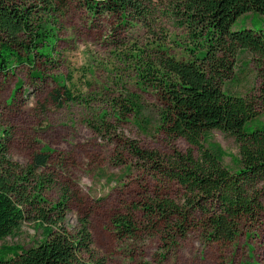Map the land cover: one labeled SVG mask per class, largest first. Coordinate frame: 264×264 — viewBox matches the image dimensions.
I'll use <instances>...</instances> for the list:
<instances>
[{"label": "trees", "instance_id": "16d2710c", "mask_svg": "<svg viewBox=\"0 0 264 264\" xmlns=\"http://www.w3.org/2000/svg\"><path fill=\"white\" fill-rule=\"evenodd\" d=\"M71 2L90 16H117L121 24L132 20L150 25L154 20V0H0V74L27 65L33 77L42 78L36 60L50 62L59 38L53 20L38 11L50 17ZM169 2L164 13L186 33L185 54L177 56L161 41L150 43L135 51L140 54L135 70L139 82L154 89L163 105L159 129L168 137L185 139L197 151L195 155L191 150L174 151L163 161L155 152L129 143L134 156L154 162L157 172L181 190L178 198L155 196L141 204L145 228L158 231L166 247L184 239L193 228L200 229L205 242H232L246 221L256 220L264 211V119L257 118L258 103L264 107V74L259 75L256 98L233 94L226 87L227 81L237 79L234 69L240 51H250L263 68L264 29H233L232 23L247 14L264 16V0ZM67 78L72 80L67 75L50 92L58 107L85 101L75 93L73 83L66 84ZM123 96L116 101L118 114H133L148 123L140 95L124 90ZM213 129L234 137L238 157L212 139ZM6 152L0 143V264H107L91 248L86 216L79 217V225L71 229L65 224V200L42 206L46 203L42 191L50 179L42 177L30 185L35 171L47 164L48 154L35 153L31 163L21 167ZM227 155L235 164L232 168L224 164ZM29 209L37 213L43 239L28 247L6 243ZM111 223L119 239L137 238L138 227L130 212L115 215Z\"/></svg>", "mask_w": 264, "mask_h": 264}, {"label": "rangeland", "instance_id": "374dc122", "mask_svg": "<svg viewBox=\"0 0 264 264\" xmlns=\"http://www.w3.org/2000/svg\"><path fill=\"white\" fill-rule=\"evenodd\" d=\"M169 1L154 0L150 25L132 20L121 24L113 15L90 16L76 2L50 17L38 11L53 20L59 40L50 62L36 60L42 78L33 77L27 65L0 74V143L7 147L6 157L21 167L30 164L35 153L48 154L47 164L35 171L30 185L42 177L50 179L42 191L46 199L42 206L65 200V224L71 229L79 225V217L86 216L91 248L107 264H264V211L256 220L246 221L228 243L205 242L200 229L193 228L184 239L166 247L158 231L145 228L141 204L155 196L178 198L181 190L157 172L154 162L134 156L129 143L155 152L163 161L174 151L191 150L193 155L197 151L185 139L168 137L159 129L163 105L154 89L139 82L135 70L140 55L135 51L150 43L161 41L177 56L185 54L186 33L164 13ZM232 28L264 29V16L247 14L236 19ZM258 63L250 51H240L234 69L237 79L226 82L229 91L256 98L259 75L264 74V65ZM67 75L72 80L67 78L66 84L73 83L75 93L85 101L58 107L50 92ZM124 90L140 95L148 123L133 114H118L116 101L123 99ZM257 112L258 120H263L264 107L259 103ZM210 134L227 153L239 156L234 137L219 129ZM224 164L235 165L229 155ZM126 212L138 227L137 238L130 240L119 239L111 223L112 217ZM26 214L6 243L28 247L43 239L35 210Z\"/></svg>", "mask_w": 264, "mask_h": 264}]
</instances>
